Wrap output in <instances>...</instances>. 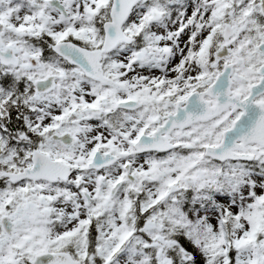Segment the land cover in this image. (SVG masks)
I'll return each mask as SVG.
<instances>
[{"label":"snow or ice","instance_id":"1","mask_svg":"<svg viewBox=\"0 0 264 264\" xmlns=\"http://www.w3.org/2000/svg\"><path fill=\"white\" fill-rule=\"evenodd\" d=\"M0 264H264V0H0Z\"/></svg>","mask_w":264,"mask_h":264}]
</instances>
